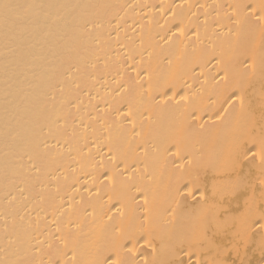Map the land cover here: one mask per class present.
Listing matches in <instances>:
<instances>
[{"label": "bare ground", "instance_id": "bare-ground-1", "mask_svg": "<svg viewBox=\"0 0 264 264\" xmlns=\"http://www.w3.org/2000/svg\"><path fill=\"white\" fill-rule=\"evenodd\" d=\"M0 264H264V0H0Z\"/></svg>", "mask_w": 264, "mask_h": 264}]
</instances>
